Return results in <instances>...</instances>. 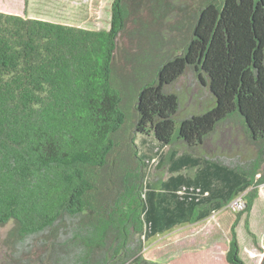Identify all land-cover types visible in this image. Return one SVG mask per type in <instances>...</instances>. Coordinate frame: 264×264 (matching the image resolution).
Wrapping results in <instances>:
<instances>
[{
    "label": "trees",
    "instance_id": "obj_1",
    "mask_svg": "<svg viewBox=\"0 0 264 264\" xmlns=\"http://www.w3.org/2000/svg\"><path fill=\"white\" fill-rule=\"evenodd\" d=\"M173 2L113 0L106 30L0 12V226L13 222L3 264H166L142 255L141 238L175 227L185 212L184 222L205 219L251 187L240 198L225 253L227 264H245L236 227L244 215L249 232L264 184V0H198L189 40L152 78L118 75L115 52L127 26L147 37V17L162 18ZM188 69L214 104L176 126L179 98L168 88ZM234 115L258 146L252 160L233 166L239 179L203 151ZM138 137L180 148L182 162L212 168L222 189L199 198L196 190L207 191L200 183L186 184L195 188L185 195L179 183L170 207L162 202L168 192L159 197L152 189ZM69 223L71 239L59 240L57 229ZM46 226L43 242L37 237L31 251L15 254L18 241Z\"/></svg>",
    "mask_w": 264,
    "mask_h": 264
},
{
    "label": "rangeland",
    "instance_id": "obj_2",
    "mask_svg": "<svg viewBox=\"0 0 264 264\" xmlns=\"http://www.w3.org/2000/svg\"><path fill=\"white\" fill-rule=\"evenodd\" d=\"M112 1L0 0V10L10 11L11 14L19 12L21 16L25 10V15L29 18L89 30H106L110 24ZM148 1L136 0L140 6L141 3ZM197 3L198 0H174L173 6L165 11L162 18L157 20L153 18L152 21L147 17V23L151 21L146 29L147 37L133 36L136 26L129 24L126 33L117 42L114 58L117 74L127 76L130 81H133L134 72L135 75L139 73L145 78H152L157 64L177 54L180 46L189 40ZM168 90L179 98V109L174 117L176 126L180 119L201 113L209 108L211 103L214 104L207 88L199 83L190 69L186 70ZM232 117L233 120L216 130L213 137L206 142L203 151L210 154L207 157L223 164L230 179L236 176L239 179V173L233 170V166L247 164L256 156L258 146L247 137L240 117L235 115ZM132 121L133 116L130 113L128 129L131 128ZM136 146L148 162V180L152 181V184H159L161 180L171 176L188 178L189 183H195L193 178L198 173L199 166L188 167L178 164L176 160L183 156L180 148L160 145L147 137H138ZM262 169L263 160L260 162L258 172ZM214 181L212 188H219L220 181L215 179ZM184 184L178 191L181 195L187 194V189L195 188L194 185L188 187L186 185L188 183ZM250 190L251 187H248L225 204V207L210 212L207 218L197 223L179 225L174 231L169 230L150 238H141L142 255L146 259L166 264H227L225 253L229 241L228 229L240 209L234 202L238 201L242 207L240 198L242 195L246 196ZM210 192L211 187L203 194L197 190L193 194L199 198H206L210 196ZM243 223L244 215L236 227L240 257L245 264H259L264 255V184L257 187V197L248 216V229L254 238L244 228ZM12 227V221L0 226V264L6 262L11 251L6 239Z\"/></svg>",
    "mask_w": 264,
    "mask_h": 264
},
{
    "label": "crops",
    "instance_id": "obj_3",
    "mask_svg": "<svg viewBox=\"0 0 264 264\" xmlns=\"http://www.w3.org/2000/svg\"><path fill=\"white\" fill-rule=\"evenodd\" d=\"M0 12L11 14V12L7 11V10H0ZM14 15H19V12L14 13ZM182 153H183V156L176 160V162L178 164L183 165V166H188V167H190L191 165L199 166L198 173H196L194 175L193 182L200 183V185H202L204 187V189H206V190H210V187H211V193L222 189L223 183H221V186L219 188H216V187L212 188V185H214L213 183L215 182L214 179L216 180L217 178H216L215 174H212L210 172V170H208L206 168V165L202 164V162H199L196 165L193 161L188 160V159L186 162L185 161L182 162V158L185 157V153L184 152H182ZM188 181H189L188 178H183L181 176H171L165 180H161L159 182V184H153L152 189L157 191V194H159V197L165 196L164 195L165 193H163V191L168 192V193H166L167 195L164 198H162V202H166L167 204H169L170 207H172L173 206L172 203H176L173 199V196L171 195L172 191L174 190V188L179 183H189ZM207 181H210V183H208ZM228 202H230V201H228ZM189 214H190V212H189ZM189 214H188V212H185V215L182 214V215L176 216L175 219L179 220V222H181V223H179L175 227H177L179 225L187 224L188 222H184L183 220H186L187 216L190 217ZM197 222H199V221H197ZM197 222H194V223H197ZM190 224H192V223H190ZM175 227H172L169 230L174 231V230H176V229H174ZM169 230H166L162 233H165ZM159 234H161V233H159Z\"/></svg>",
    "mask_w": 264,
    "mask_h": 264
},
{
    "label": "clouds",
    "instance_id": "obj_4",
    "mask_svg": "<svg viewBox=\"0 0 264 264\" xmlns=\"http://www.w3.org/2000/svg\"><path fill=\"white\" fill-rule=\"evenodd\" d=\"M52 226H46L39 230L38 233H29L23 242H17L15 244V254L21 256L25 252L31 251V249L37 243V237H40V242H43V237L49 234ZM57 238L61 241H68L71 239L72 231L70 223L68 225L62 226L56 231ZM60 264H67L66 259L62 258Z\"/></svg>",
    "mask_w": 264,
    "mask_h": 264
},
{
    "label": "built area",
    "instance_id": "obj_5",
    "mask_svg": "<svg viewBox=\"0 0 264 264\" xmlns=\"http://www.w3.org/2000/svg\"><path fill=\"white\" fill-rule=\"evenodd\" d=\"M178 193H179V192H178ZM234 205L239 206V207L241 208V206H240V204L238 203V201L234 202Z\"/></svg>",
    "mask_w": 264,
    "mask_h": 264
}]
</instances>
